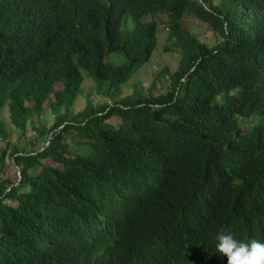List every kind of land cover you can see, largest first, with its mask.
Listing matches in <instances>:
<instances>
[{
    "label": "trees",
    "instance_id": "1",
    "mask_svg": "<svg viewBox=\"0 0 264 264\" xmlns=\"http://www.w3.org/2000/svg\"><path fill=\"white\" fill-rule=\"evenodd\" d=\"M160 24L166 89L123 96ZM82 72L111 102L73 113ZM4 108L46 143L7 154ZM0 140V264H227L221 230L264 241V0H0Z\"/></svg>",
    "mask_w": 264,
    "mask_h": 264
},
{
    "label": "rangeland",
    "instance_id": "2",
    "mask_svg": "<svg viewBox=\"0 0 264 264\" xmlns=\"http://www.w3.org/2000/svg\"><path fill=\"white\" fill-rule=\"evenodd\" d=\"M149 19V18H148ZM162 16L154 18V20H164ZM185 25L195 34L201 41L209 43L212 41V35L208 27L194 19H186ZM166 29L163 24H160L157 28V47L154 50L150 60L141 66L138 71L131 77V79L124 85H122L123 96L128 95L132 91L131 85L133 83H141L144 89L149 87L153 88V91L158 93L166 89V79L164 80H155V74L159 72L162 68L168 67V69L173 72L178 64L179 55L176 53H165L163 47L167 44L166 41ZM107 60L115 63L121 64L123 58L119 55H109ZM82 75L85 77L80 92L76 98L74 106L72 108L73 113H78L84 109L86 104V99L89 98L93 101V104L101 103H110V100L102 98L94 92V84L92 81L87 79L86 73L82 72ZM1 116L7 125V130L10 135L11 148L8 149L7 154L11 153L13 150L27 148L29 142H34V149H40L46 143V137L39 135L38 132L32 131L30 128L27 129L26 134L23 136L19 131L14 130L8 121V113L6 108L1 112ZM43 123H45L46 128H49L53 124V119L49 111L45 112L42 117ZM38 123L36 122V126ZM67 142L70 146L76 144V140L73 138H67ZM4 148V142L0 140V153L1 149ZM1 168V177L4 179H10L14 181L18 178L19 172L17 168L10 162L9 157H5L3 163H0Z\"/></svg>",
    "mask_w": 264,
    "mask_h": 264
},
{
    "label": "clouds",
    "instance_id": "3",
    "mask_svg": "<svg viewBox=\"0 0 264 264\" xmlns=\"http://www.w3.org/2000/svg\"><path fill=\"white\" fill-rule=\"evenodd\" d=\"M215 247L226 257L227 264H264V241L238 240L230 231L221 230L217 233Z\"/></svg>",
    "mask_w": 264,
    "mask_h": 264
}]
</instances>
